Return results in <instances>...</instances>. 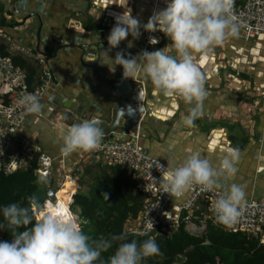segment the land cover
<instances>
[{
	"label": "crops",
	"instance_id": "crops-1",
	"mask_svg": "<svg viewBox=\"0 0 264 264\" xmlns=\"http://www.w3.org/2000/svg\"><path fill=\"white\" fill-rule=\"evenodd\" d=\"M166 2L0 0V43L6 46L4 51L10 56L19 55L39 62L43 71L48 73L49 64L58 79V84L50 81L39 101L41 110L28 117L10 143V151L16 152L21 141H29L43 148L53 159L50 182L54 184L50 183L47 191L53 186L57 190L61 188L57 192V202L60 203L59 196L65 195L62 201L67 204L71 192L81 189L79 166L105 162L91 152L77 151L70 155L61 152L63 133L73 123L65 121L64 115L59 113L60 86L68 95L79 97L77 102L83 103L87 97L91 109L101 118L106 116L110 106L118 102L108 77L115 76L119 66L114 72L110 71L115 68V63L104 51L100 61L96 62V59L99 49L108 46L107 37L115 24V15L131 13L143 25L154 10L165 8ZM141 33L137 40L129 35L109 55L123 51L133 56L132 50L135 49L136 56L142 50L151 52L171 43L163 33L156 31L153 33L159 43L151 45L148 43L150 32L142 27ZM129 41L133 43L131 48L127 46ZM59 44L63 46L57 52L54 48ZM94 45L99 49L91 50L93 53L89 50L86 60H82L81 47L90 49ZM46 54H55V57L47 62ZM169 54L175 55V50H170ZM195 63L203 75L206 95L200 115L192 126L182 123L190 105L177 97L164 96L142 77L135 79L145 88V105L148 106L141 123L139 144L148 155L166 163L170 171L182 166L195 153L219 167L230 150H238L236 173L227 179L220 178L221 187L217 188L225 192L232 184L242 185L244 199L264 200V34L246 39L238 31L211 52L196 54ZM121 139L127 140L125 137ZM67 176L73 178L74 184L64 187ZM186 197L187 191L175 196L167 215L179 217ZM72 214L69 211L70 217ZM74 216V223L79 227V217ZM140 221L141 217L130 222L128 229H135L133 227Z\"/></svg>",
	"mask_w": 264,
	"mask_h": 264
},
{
	"label": "clouds",
	"instance_id": "clouds-1",
	"mask_svg": "<svg viewBox=\"0 0 264 264\" xmlns=\"http://www.w3.org/2000/svg\"><path fill=\"white\" fill-rule=\"evenodd\" d=\"M233 5L234 0H167L166 7L154 10L143 25L131 13L115 15V24L107 37L108 48L104 50L115 63V68L110 71L114 72L117 65L121 66L125 79L135 81L142 77L150 81L155 90L164 96L177 97L190 105L188 115L182 123L192 126L200 115L206 95L203 75L195 63L196 54H207L223 45L229 37L237 35L241 25L232 14ZM142 27L146 32L163 33L171 43L151 52L142 50L136 56L126 55L123 51H118L114 58L109 55L129 35L133 40L139 39ZM148 42L155 45L159 38L150 36ZM127 46L133 47L132 41ZM173 49L175 55L169 54ZM21 103L30 113L41 110L39 99L34 95L25 97ZM104 135L103 128L95 120L74 123L63 133L61 152L65 155L77 151L91 152L99 147ZM238 158L239 151L230 150L219 167H214L209 159L202 158L199 153L192 154L182 166L174 167L167 174L161 181L162 187L165 192L176 197L194 184L211 191L221 187L220 178L227 179L236 173ZM69 177L71 176L66 179ZM71 179L73 181L72 177ZM39 180L43 182L45 177L41 176ZM59 189L61 188L57 192ZM76 192L77 190L74 193ZM244 198L245 190L242 185L232 184L228 187L212 206L216 222L231 227L241 215L239 206ZM29 199L27 207L13 203L2 209L7 223H0V230L10 229L12 239L10 242L0 241V264H94L100 259L102 252L112 247L113 241L125 239L124 236H113L111 240L93 242V247L89 243V236L69 215L46 213L35 219L32 207L36 201L34 197ZM47 200L55 204L49 198ZM44 204L40 213L45 211ZM28 225L31 227H27ZM20 228L25 230L16 231ZM158 254L160 248L155 239L149 238L141 244L133 240L121 243L110 257L109 264H141L146 258Z\"/></svg>",
	"mask_w": 264,
	"mask_h": 264
},
{
	"label": "trees",
	"instance_id": "trees-1",
	"mask_svg": "<svg viewBox=\"0 0 264 264\" xmlns=\"http://www.w3.org/2000/svg\"><path fill=\"white\" fill-rule=\"evenodd\" d=\"M6 46L0 43V54L10 57L13 63L25 71L29 90H36L46 79L39 62L29 60L19 55L10 56L4 50ZM1 98V96H0ZM10 102L11 97H5ZM105 163V162H104ZM89 163L79 166L81 171V189L68 196L72 220L79 217V228L89 236V243L103 239L111 240L113 236H124V240L113 241L112 247L101 253L100 259L94 264H109L121 243L135 240L138 244L149 239L130 231L127 225L142 217L146 195L134 190L132 172L122 166L106 163ZM38 156H34L16 171L6 174L0 170V223L4 221L2 209L10 204L27 207L30 197L36 204L32 207L35 219H39L46 211L43 204L48 199L47 190L50 180H39ZM54 184L53 182H50ZM104 194H107L104 195ZM67 215L68 208L65 204ZM208 203L199 202V207L193 212L192 222L206 225L204 232L188 231L189 224L185 220L187 213H181V224L170 234H158L155 239L159 245L160 254L146 258L141 264H264V244L247 233L227 231L215 223L207 209ZM35 220L33 221V223ZM27 227H31L28 225ZM188 229V230H187ZM24 228L17 229L20 232ZM0 241H11L10 229L0 230Z\"/></svg>",
	"mask_w": 264,
	"mask_h": 264
},
{
	"label": "built area",
	"instance_id": "built-area-1",
	"mask_svg": "<svg viewBox=\"0 0 264 264\" xmlns=\"http://www.w3.org/2000/svg\"><path fill=\"white\" fill-rule=\"evenodd\" d=\"M232 14L241 25L239 31L246 39L264 34V0H234ZM150 36L156 37V34L150 32L148 40ZM50 81L51 76L46 72L43 84L34 91L29 90L25 71L17 67L10 57L0 54V94H9L11 97L10 102L0 98V170L6 174L16 171L23 167L28 160L38 156L37 172L39 176H44V181L51 177L53 160L38 145L29 141H21L17 146L14 158L4 155L6 151L11 150V141L28 117L34 114L28 112L27 107L21 101L29 95L38 97L40 101ZM3 120H5L4 124ZM138 140L137 137L132 142L102 140L99 147L91 151V154L99 155L109 165L129 169L132 172L134 190L146 195L141 221L134 227L135 229H130V231L147 238L155 237L158 234H170L177 230L181 224V214L177 218L167 215L168 207L175 196L165 192L161 181L170 172V168L166 163L148 155ZM69 178L71 179V177ZM223 193L224 191L218 188L206 191L195 184L187 190V197L182 204L181 213L188 214L185 220L188 222V229L191 232H201L206 228V225L191 221L192 214L199 207L200 201L208 203V213L217 223L212 206ZM48 205L53 207L55 204L47 200L44 204L45 210ZM239 210L241 215L231 227L217 224L228 231L247 233L260 239L264 244V200L244 199Z\"/></svg>",
	"mask_w": 264,
	"mask_h": 264
},
{
	"label": "water",
	"instance_id": "water-1",
	"mask_svg": "<svg viewBox=\"0 0 264 264\" xmlns=\"http://www.w3.org/2000/svg\"><path fill=\"white\" fill-rule=\"evenodd\" d=\"M38 41L37 49L40 46V39ZM61 46L63 45L59 44V46H56L54 49L58 52ZM81 48L83 51L82 60L84 58L86 60L89 50L90 53H93L91 50L96 51L99 49L97 45H94L90 49L83 47ZM107 48L108 46H103L99 49L96 62L100 61L101 52ZM132 51L134 56L137 50L133 49ZM114 55L116 54H111L110 56L112 57ZM44 56L48 62L53 57H55V54H46ZM47 68L49 69L51 80L55 84H58V79L54 75V72L50 68L49 64ZM108 78L110 80L111 90L113 91L118 102L116 101L110 106L106 116L101 118V116H99L96 111L92 110L91 103L89 104V99L87 97L83 103L77 102L79 101V97L76 95H68L61 86L59 88L61 92V99L58 103L60 108L59 113L64 115L63 118L65 121L73 124L89 119L97 121L100 123L105 133L103 141H122V137L127 139L123 140L125 142L135 141V138H138L140 135L141 123L146 111L148 110V106L145 105V88L143 84L137 80L134 81L131 78L125 79L123 77V69L121 66H119L115 71V76ZM100 110L102 109L100 108ZM2 123L4 124L5 120H3ZM4 155L9 158H14L16 153L12 151H6ZM56 193L57 189L55 187H51L47 193V197L55 202Z\"/></svg>",
	"mask_w": 264,
	"mask_h": 264
},
{
	"label": "bare ground",
	"instance_id": "bare-ground-1",
	"mask_svg": "<svg viewBox=\"0 0 264 264\" xmlns=\"http://www.w3.org/2000/svg\"><path fill=\"white\" fill-rule=\"evenodd\" d=\"M72 184H74V181H72L70 178H68L64 182V187L71 186ZM56 196H57V193H56ZM64 197H65V195L59 196L60 203L57 202V197H56L55 206L52 207L51 205H48L47 209L45 211L47 213H52V214L66 215V213H67V210L65 211L66 206H65V203L62 201V199ZM61 201L63 202L65 209H63V206L61 205ZM67 208H68V211H70L68 203H67ZM68 215H69V212H68Z\"/></svg>",
	"mask_w": 264,
	"mask_h": 264
},
{
	"label": "rangeland",
	"instance_id": "rangeland-1",
	"mask_svg": "<svg viewBox=\"0 0 264 264\" xmlns=\"http://www.w3.org/2000/svg\"><path fill=\"white\" fill-rule=\"evenodd\" d=\"M0 96H1V98L5 99L6 96H9V94H7V95L0 94ZM87 155H88V154H87ZM66 180H67V179H65V181H66ZM48 181H49V180H48ZM61 181H62V179H60V182H61ZM46 182H47V181H46ZM47 183L50 185V182H47ZM65 211H66V209H65ZM134 227H136V226H134ZM134 227H133V228H134ZM205 229H206V228H204V230L201 231V232H204Z\"/></svg>",
	"mask_w": 264,
	"mask_h": 264
}]
</instances>
